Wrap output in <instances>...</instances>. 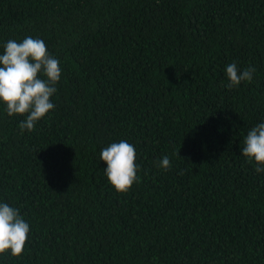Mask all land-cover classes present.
Returning <instances> with one entry per match:
<instances>
[{
    "label": "trees",
    "instance_id": "obj_1",
    "mask_svg": "<svg viewBox=\"0 0 264 264\" xmlns=\"http://www.w3.org/2000/svg\"><path fill=\"white\" fill-rule=\"evenodd\" d=\"M26 37L61 78L34 131L0 102V203L30 226L0 264H264V171L242 153L264 123V0H0V54ZM232 63L252 81L228 89ZM120 141L124 193L100 159Z\"/></svg>",
    "mask_w": 264,
    "mask_h": 264
},
{
    "label": "clouds",
    "instance_id": "obj_2",
    "mask_svg": "<svg viewBox=\"0 0 264 264\" xmlns=\"http://www.w3.org/2000/svg\"><path fill=\"white\" fill-rule=\"evenodd\" d=\"M255 71L254 67H248L241 72L235 63L227 65L226 76L230 82L226 87L232 89L241 82H251ZM41 74L46 79L40 78ZM60 78V62L48 53L43 40L26 37L22 42H6L0 54V102L6 105L9 116L27 114L19 124L22 133L34 131L36 122L54 108L50 98L57 91L55 85ZM244 144L243 155L255 163L257 173L264 171V123L249 130ZM100 159L106 163V176L117 192H127L137 182L136 153L132 144L112 143L101 151ZM160 167L171 168L168 156L162 158ZM29 232L30 226L18 209L0 203V254L10 252L14 257L20 256Z\"/></svg>",
    "mask_w": 264,
    "mask_h": 264
}]
</instances>
